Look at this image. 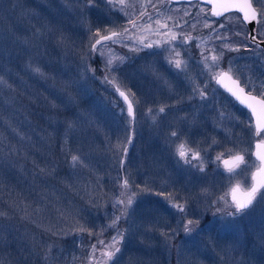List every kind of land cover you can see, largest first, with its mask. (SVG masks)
<instances>
[{"label": "rangeland", "instance_id": "rangeland-1", "mask_svg": "<svg viewBox=\"0 0 264 264\" xmlns=\"http://www.w3.org/2000/svg\"><path fill=\"white\" fill-rule=\"evenodd\" d=\"M112 2L116 8L106 0H94L92 7L85 0H0V47L8 48L0 56L6 65L5 73L0 71V121L30 147L21 158L19 138L2 140L0 132V171L10 176L13 169L43 201L4 198L22 218L0 223V264L23 261L22 252L39 257L41 264H103L98 241L107 244L116 235L108 227L121 215L123 206L116 202L133 192L134 202L118 224L124 233L121 250L109 264H264V199L257 195L242 214L228 215L235 212L232 187L249 188L253 182L259 165L254 143L264 139V131L256 135L249 111L222 90L210 92L214 76L229 66L243 84L264 82V50L251 45L240 15L217 18L200 1ZM113 31L120 35L91 48ZM257 32L264 38V17ZM17 47L25 56L9 55ZM198 49H207V64L198 60ZM138 51L143 56L138 58ZM213 55L219 57L218 68L209 67ZM177 60L182 69L175 67ZM189 87V98L194 89L210 93L201 100L211 107L208 116L220 115L218 127H208L199 104L200 115L190 117L183 107L168 108L183 103L176 93ZM117 89L132 98L134 117ZM186 117L196 120L188 126ZM182 143L191 150L189 158L200 153L203 171L194 166L199 161L180 159ZM228 149L245 156L248 166L236 169L239 176L222 163ZM74 155L81 161L75 165ZM125 179L128 189L122 187ZM24 194L20 191L17 199ZM188 220L194 223L185 233ZM40 230L68 238V246L41 236Z\"/></svg>", "mask_w": 264, "mask_h": 264}, {"label": "snow or ice", "instance_id": "snow-or-ice-1", "mask_svg": "<svg viewBox=\"0 0 264 264\" xmlns=\"http://www.w3.org/2000/svg\"><path fill=\"white\" fill-rule=\"evenodd\" d=\"M94 0H85V6L87 7H92L93 6ZM106 2L109 4L110 7L116 8L117 5L112 2V0H106ZM120 5L122 6L124 4V0H119ZM256 3L260 6V10L257 11L256 8L253 7L252 0H242V2L239 3H227L223 6V11H217L216 10V4L213 3V9H212V15L215 16H221L224 15V13H227L229 11L235 10L238 11L242 14V19L244 22H252V21H257L264 17V0H256ZM122 10V8H121ZM187 14V13H186ZM205 27H210L209 24L205 23ZM223 27V25H221ZM106 31V30H105ZM127 31V29H125ZM95 35H99V30H97V33ZM120 33H117L115 31L111 32L109 35H103L100 36L99 39H96L95 44L91 45V48L93 50H97L96 46L100 45L102 41H107V40H114V38L118 37ZM172 39H176L175 36L172 37ZM255 39V37H253ZM145 47H151V45H145ZM225 47H228V45H225ZM229 50H235L229 48ZM179 55V54H177ZM218 60L219 57L216 55H213L211 57L212 64L209 66L210 68L216 67L218 68ZM204 62L205 64L208 63V57H204ZM113 60L109 59L108 64H112ZM175 67L177 69H182L184 65L180 60H177L175 62ZM37 72H39V69H36ZM232 69L231 66H229V69L227 71H220L216 76H214L215 79H217L218 83H221L224 78H227L232 82L233 85H235L234 88H228V91L236 97L237 100H239L242 104H245L246 107L251 109L252 114L257 117V124H256V135H260L261 131H264V123L261 122V115L257 113L256 107L254 106L253 103H249V101H255L256 103L260 104L261 106H264V99H257L256 96L252 95V92H259L261 97H264V82H261L260 84H256L251 80H248L245 82L243 86L240 85V82L238 79H233V77L230 75ZM107 79V78H106ZM245 88L249 89L248 93H245ZM198 89H194V91H197ZM119 91V89H117ZM199 95L201 99L205 98V91L204 90H198ZM120 95L123 96L125 99H127V96L125 95L124 92H120ZM164 107H161L159 109L160 112H164ZM128 111L129 115H132V105L129 103L128 106ZM178 134L173 131L171 133L172 137H176ZM213 143H217L215 140ZM256 148L258 151L255 153L256 159L259 161V165L256 166L255 163H253L252 166L257 167V172L253 173L252 175V180L255 182L256 176L258 173H264V151H259L260 149H264V139H261L259 143H257ZM191 150L185 151V145L182 143L180 144L178 148V155L181 160H183L187 164H191L192 160H197L199 161L198 166L200 171H203V158L200 156V153L193 152L191 153V158H189V152ZM229 154V159L223 160V163L227 169V171L232 175V176H239L241 173L237 172L236 169L240 168V165L244 164L246 167L248 166L246 164L245 158L241 154H235L232 155V150L228 149L227 150ZM224 153H220L217 155L216 160H221L223 157ZM72 161L73 164L75 165L78 162H81L78 156H72ZM243 171V170H241ZM122 187L124 189H128L129 187V181L125 179L122 183ZM264 189V183H253L251 186V189L248 193V199L244 202L237 201L235 199V196L233 197V203L235 205V212L234 213H229L228 215L234 216V215H239L244 212L245 209H247L250 205H252L253 200L256 199L257 195H260L261 199H264V192L261 190ZM148 189H142L141 191H147ZM235 191V189L233 190ZM122 195H124L122 193ZM136 193H132L131 195H127L125 199H119L117 200L116 203L122 205V210H121V215L116 216L112 219L110 225L108 227L116 229V235L112 237L111 241L108 242L107 244L104 243V241H98L99 244L103 245L104 251L102 252V256L105 258L103 261V264H109L110 261L113 260V258L116 256L117 253L120 252V244L123 240L124 233L119 230L118 224L119 221L123 218L126 217L128 214V209L132 206L134 199H135ZM169 199H172L171 194L169 195ZM223 199V198H222ZM115 206V205H114ZM175 207L179 212H184V206L182 204L174 203L172 205ZM192 220H188L187 224L184 225V231L185 233L191 232V225H193ZM80 231H86L83 226H80ZM92 235V233H89ZM97 250L96 245H92L91 249V255L89 257L90 261L93 258L95 252Z\"/></svg>", "mask_w": 264, "mask_h": 264}, {"label": "trees", "instance_id": "trees-1", "mask_svg": "<svg viewBox=\"0 0 264 264\" xmlns=\"http://www.w3.org/2000/svg\"><path fill=\"white\" fill-rule=\"evenodd\" d=\"M234 13L240 15L238 12H234ZM1 16H2V19H3V18H6L7 14L4 13ZM1 34H4V31L1 32ZM5 34H7V33H5ZM12 50L14 51L13 54L11 53L9 55L15 56L17 53H19V55L22 57V56H25V54H26V51H24V49H22L21 47L12 48ZM7 51H8L7 47H0V56H6L7 55ZM6 58L7 57H5V59ZM5 59H4V62H5ZM6 64H8V63H6ZM5 66L6 65H4V64H0V71L4 72L5 70H3V69H4ZM3 89H4L3 84H0V90L2 91ZM3 110H6V109H3ZM14 116H18V115H16V113H15ZM14 118L16 119V117H14ZM0 122L2 123L0 125L1 126L0 127V132L2 133V137H3L2 140L7 138L8 141H11L12 140V136H13L14 137L13 140H12V142H13L16 138H19L20 143H22L24 148L22 147V150H17V154L19 156H21V158H26L27 157L26 156V152L28 151V148L30 149V147H28L26 145V143L24 142L22 134H18L17 136L14 135V131L10 130L8 125H7L8 122H5L4 120H1ZM13 122H16V121H13ZM13 122H11V124H13ZM57 136L59 138H61L60 132H57ZM59 143H60V146H61V144H62L61 141L58 142V144ZM74 143L75 142L71 141L70 144L73 146ZM0 158L2 159V155H0ZM1 159H0V168H1V166L3 168L4 167L2 165L3 164V162H2L3 160H1ZM2 172H7V171H0V211L3 212L2 216H0V223H9L10 222L12 224V222H15L16 217H19V218H22V217L14 209V207L12 208L10 206L9 201L7 199H4L5 197L6 198L10 197L9 199L10 200L12 199L13 201L14 200L15 201H21V204L25 201V199L29 200V202L31 201L32 203H35L36 205H39L40 203H43V201L36 198L38 196V193L36 191H32V189H33L32 186L28 187L25 181H20L18 179V176L14 175L13 169L10 171L11 172L10 176H5L6 174H4ZM12 184L17 186L16 192H15V189L13 188ZM29 184H30V182H29ZM27 187H28V190L26 192ZM20 191H24V193H25L21 200L17 199L18 196L20 195ZM33 195H35V197H33ZM32 227L35 228V225H32ZM40 235L45 237V238H47V239H49V240H53L58 245H60V243H62L65 246H68V244H69L68 238H66V237H64L62 235H59V236L52 235V234H49L48 232L43 231V230H40ZM70 245H71V249H73L72 246H74V245H72V244H70ZM45 248H47V247H45ZM20 255L24 258V260L19 262V263H17V264H41L40 261H39V259H40L39 257H36V258L33 259L31 257V255L28 254V252L27 253L26 252H22V253H20Z\"/></svg>", "mask_w": 264, "mask_h": 264}, {"label": "water", "instance_id": "water-1", "mask_svg": "<svg viewBox=\"0 0 264 264\" xmlns=\"http://www.w3.org/2000/svg\"><path fill=\"white\" fill-rule=\"evenodd\" d=\"M171 1H174V2H183V1H186V2H191V1H195V0H171ZM197 1H201L202 3L206 4V5H209L210 6V10H211V13H212V9H213V3L216 4V10L217 11H223V6L227 3H239V2H242V0H197ZM253 3V1H252ZM253 7L256 8V6L254 5L253 3ZM257 11H259L257 8H256ZM230 12H238V11H235V10H232V11H229L227 13H230ZM227 13H224V15H226ZM241 17H242V14L240 12H238ZM224 15H221V16H216V17H222ZM245 24L247 25L248 29H249V39L251 42L253 43H257L259 44L261 47L264 48V39H261L258 37L257 35V26H258V22L257 21H252V22H245ZM110 34V33H109ZM107 34V35H109ZM253 37H255V39H253ZM100 38V37H99ZM98 38V39H99ZM227 71V70H225ZM231 75V74H230ZM232 76V75H231ZM233 77V76H232ZM233 79H237L235 77H233ZM240 82V81H239ZM224 89H226L228 91V88H234L235 89V85L232 84V82L230 80H228L227 78H224L223 81L221 83H219ZM241 86H243L241 83H240ZM120 92H124L125 95L127 96V99H125L123 96L122 99L124 100V102L126 103L127 107L129 106V103H131L132 105V117L135 116V106H134V103H133V100L132 98L130 97V95L123 89H119L118 93L120 94ZM229 92V91H228ZM230 93V92H229ZM245 93H248V91L245 89ZM231 94V93H230ZM252 95L256 96L257 99H264L262 98L261 96L257 95V94H254V93H251ZM232 95V94H231ZM233 96V95H232ZM234 97V96H233ZM234 99L239 103L241 104L242 106H244L245 108H247L252 117H253V120H254V125H255V128H256V124H257V117L254 116L252 114V111L251 109H249L248 107L245 106V104H242L239 100L236 99V97H234ZM249 103H253L254 106L256 107V110H257V113L261 115V122L264 123V106H261L260 104L256 103L255 101H249ZM261 141V139H258L256 140L255 142V145H254V155L255 153L258 151V149L256 148V145L257 143H259ZM259 151H264V149H260ZM236 154H241L243 155V153H236ZM235 155V154H234ZM244 156V155H243ZM256 157V156H255ZM245 158V157H244ZM226 159H229V156L223 158V160H226ZM223 160H222V163H223ZM224 165V163H223ZM225 166V165H224ZM257 172V168H255V170L253 171V173ZM252 173V175H253ZM253 183H264V173H258L257 176H256V180L255 182L253 181ZM251 184V186H252ZM251 186L249 188H243L241 185L239 184H236L232 187L231 191H230V198L231 200L233 201V197L235 196V199L237 201H240V202H244L248 199V193L251 189ZM235 189V191H233ZM254 201V200H253ZM251 206V205H250ZM249 206V207H250Z\"/></svg>", "mask_w": 264, "mask_h": 264}, {"label": "flooded vegetation", "instance_id": "flooded-vegetation-1", "mask_svg": "<svg viewBox=\"0 0 264 264\" xmlns=\"http://www.w3.org/2000/svg\"><path fill=\"white\" fill-rule=\"evenodd\" d=\"M169 1H171V0H169ZM171 2H173V3H187L186 1H183V2H174V1H171ZM211 11V10H210ZM215 16V15H214ZM216 17V16H215ZM217 18H221V17H217ZM116 32V31H115ZM259 36V35H258ZM260 37V36H259ZM261 38V37H260ZM251 45H253V44H251ZM255 45V44H254ZM194 52H195V49L193 50ZM206 51H207V49H198V53H197V58H198V60L199 61H201V60H204V57H205V55H206ZM202 52V53H201ZM143 53H144V51H138V58L139 57H141V56H143ZM225 70H227V69H224L223 71H225ZM233 77H235V78H237L236 76H234L232 73H230ZM239 81H240V83L242 84V85H244L243 83H242V81L239 79V78H237ZM199 80H202V78L201 79H198L197 81H199ZM183 82H184V80H183ZM209 82H212V80H210ZM185 83V82H184ZM211 90H210V92H212L213 90H214V92H216L217 91V88L218 89H220V90H222L226 95H228L230 98H232L234 101H236L235 99H234V97L226 90V89H224L218 82H217V79H215V83L213 84V85H211ZM248 92H249V89L248 88H245ZM186 92H182V90H180L178 93H176V95H179V94H181L182 95V97H180L181 99H182V102L183 103H178L176 106H175V104H172V103H170V106L168 107L169 109H176L177 107H183V109L185 110V113H186V115L188 116V117H190V116H192L193 115V113H196L197 115H200V114H198L199 112H196L195 110H197V107H198V104H199V107H200V110H201V113L203 112L204 114L201 116V118L202 119H204L207 123H208V127H210V128H212V127H218L219 125H220V115L219 114H217V115H215V116H208L207 115V112H209V110H210V108L211 107H209L207 104H203L202 103V100H201V97L199 96V98H198V95H199V92H196L195 91V96L194 95H192L193 97L192 98H189V96L187 95L188 94V92H190L191 91V88L189 87V90L188 89H184ZM252 93H254V94H257V95H259L258 93H255V92H252ZM209 92L208 91H205V96L206 97H208V98H210V96H209ZM260 96V95H259ZM197 97V98H196ZM205 97V98H206ZM262 98H264V97H262ZM171 99H172V97H171ZM237 102V101H236ZM238 103V102H237ZM239 104V103H238ZM241 105V104H240ZM242 106V105H241ZM242 107H244V106H242ZM245 108V107H244ZM245 109H247V108H245ZM248 110V109H247ZM249 111V110H248ZM175 112V111H174ZM249 113H250V111H249ZM250 115H251V113H250ZM204 116V117H203ZM252 116V115H251ZM185 119V121H190L187 117L186 118H184ZM183 119V120H184ZM252 119H253V117H252ZM196 120V118L195 119H193V117H192V122L193 121H195ZM191 121L190 122H187L186 124L188 125V126H190L191 125V123H192ZM253 123H254V120H253ZM254 127H255V125H254ZM262 132V131H261ZM255 133H256V128H255ZM258 139H260V138H258ZM258 139H256V140H258ZM256 140H255V142H256ZM255 144V143H254ZM244 155V154H243ZM245 157V156H244ZM249 208V207H248Z\"/></svg>", "mask_w": 264, "mask_h": 264}, {"label": "bare ground", "instance_id": "bare-ground-1", "mask_svg": "<svg viewBox=\"0 0 264 264\" xmlns=\"http://www.w3.org/2000/svg\"><path fill=\"white\" fill-rule=\"evenodd\" d=\"M249 33V32H248ZM257 35H258V32H257ZM249 37V36H248ZM259 37V36H258ZM260 38V37H259ZM261 39H264V38H261ZM250 40V39H249ZM251 44H255L256 46L258 45V46H260L259 44H257V43H253V42H251ZM261 47V46H260ZM263 50H264V48L263 47H261ZM146 125V122L145 121H143V122H141V126H145ZM255 145V144H254ZM225 167V166H224ZM255 170V169H254Z\"/></svg>", "mask_w": 264, "mask_h": 264}]
</instances>
